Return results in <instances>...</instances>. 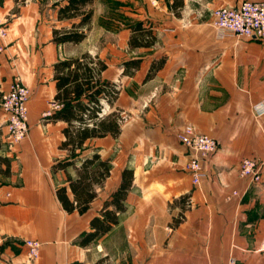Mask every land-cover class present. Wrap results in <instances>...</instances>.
Here are the masks:
<instances>
[{
  "label": "crops",
  "instance_id": "crops-1",
  "mask_svg": "<svg viewBox=\"0 0 264 264\" xmlns=\"http://www.w3.org/2000/svg\"><path fill=\"white\" fill-rule=\"evenodd\" d=\"M244 1L264 2L184 0L175 12L173 0H124L125 20L136 19L120 26L109 20L108 36L86 48L87 39L53 41V30L69 25L57 17L63 0H0L7 29L0 101L14 81L31 92V130L20 143L0 106V264H228L231 257L264 264V113L256 110L264 102V37H219L212 21L217 8ZM84 54L105 63L102 81L120 89L105 125L115 113L126 119L118 134L88 139L73 157L63 147L68 122L45 115L56 111V64ZM189 128L218 142L202 162L199 186L179 139ZM95 154L110 174L92 185L96 197L85 214L70 213L57 192L66 187L74 201L68 178L77 179ZM247 158L262 162L260 183L240 177ZM69 161L74 165L55 168ZM125 170L133 178L118 223L89 239L91 221L116 210ZM29 240L42 244L35 260L28 258Z\"/></svg>",
  "mask_w": 264,
  "mask_h": 264
},
{
  "label": "trees",
  "instance_id": "trees-1",
  "mask_svg": "<svg viewBox=\"0 0 264 264\" xmlns=\"http://www.w3.org/2000/svg\"><path fill=\"white\" fill-rule=\"evenodd\" d=\"M93 2L94 0H63L64 5L58 9L57 17L59 21L67 22L69 25L53 30V41L56 44H81L85 40L86 28L91 24L94 16V11L90 7ZM183 5L184 0H173L172 6L175 12L177 8L181 10ZM142 25L143 23L139 21L134 27L138 38L143 32ZM55 68L59 91L55 101L59 107L46 119L48 121L63 119L68 122V127L64 130L67 140L63 147L71 151L74 157L76 150L82 149L88 139L103 136L109 130L118 134L122 122L121 115L119 113L111 115L113 120L109 125H105L106 114L100 115L103 108L102 99L105 98L109 104H112L120 90L116 84L102 81L101 73L106 69L105 63L100 60L95 61L90 55L84 54L79 59L62 61L56 64ZM71 165H74L73 161L58 163L55 168L66 169ZM109 174L108 162L100 160L98 154L85 159L78 170V178H68L74 201L67 197L66 187L60 188L57 192L63 208L70 213L77 211L85 214L96 197L92 185L101 184ZM122 178V186L114 194L112 201L116 210L106 209L102 211L103 219L96 217L91 221L94 232L89 234V239L109 231L118 223L117 212L123 210L125 190L131 184L133 172L125 170ZM4 246H0V252L3 251Z\"/></svg>",
  "mask_w": 264,
  "mask_h": 264
},
{
  "label": "built area",
  "instance_id": "built-area-1",
  "mask_svg": "<svg viewBox=\"0 0 264 264\" xmlns=\"http://www.w3.org/2000/svg\"><path fill=\"white\" fill-rule=\"evenodd\" d=\"M213 27L219 37H264V2L244 1L238 7H220L213 12ZM6 26L0 22V39L6 36ZM4 50L0 45V52ZM31 92L21 81H14L9 91L3 94L0 106L7 114V126L13 142L20 143L28 138L29 101ZM101 116L107 114L110 107L103 102ZM55 105V108H58ZM259 113H264V102L256 107ZM51 112L45 115L49 116ZM181 143L191 152L186 169L192 183L199 186L204 177L202 162L210 154L216 152L218 142L209 135L198 133L189 128L179 135ZM240 177L251 183H260L262 179V162L256 159H244L240 165ZM29 260H35L40 255L42 244L37 240L26 242ZM264 249V244H263ZM210 264V263H208ZM228 264H238L236 258L231 257Z\"/></svg>",
  "mask_w": 264,
  "mask_h": 264
},
{
  "label": "rangeland",
  "instance_id": "rangeland-1",
  "mask_svg": "<svg viewBox=\"0 0 264 264\" xmlns=\"http://www.w3.org/2000/svg\"><path fill=\"white\" fill-rule=\"evenodd\" d=\"M20 1H25V0H20ZM124 4H125L124 0H120V1L118 0L117 3H114L111 0H95L93 2V4L90 7L94 11L93 14L94 16L92 18L91 24L86 28V34H87L85 38V40L87 39L86 48L87 47L92 48V46L96 44L100 45L97 40L99 38L103 39L104 36L106 37L108 36L107 33L104 34V31L106 30H104L103 27L108 28L110 26V23L108 22L109 20H114L113 18H115V20H117L118 23L120 22V24H118V26H120V25H125L126 23L130 24L132 21H134V19H136V17L129 16V19L127 21L125 20L124 9H121V7L124 8ZM0 22L5 25L6 19L0 18ZM6 36H7V32H6ZM6 36L0 40H4ZM104 101H107V104L109 103L107 99L103 98L102 104ZM125 119L126 117L122 116V122H124Z\"/></svg>",
  "mask_w": 264,
  "mask_h": 264
}]
</instances>
